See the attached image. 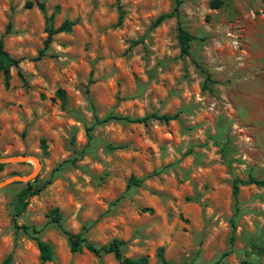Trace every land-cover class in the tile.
Returning <instances> with one entry per match:
<instances>
[{"label":"rangeland","instance_id":"rangeland-1","mask_svg":"<svg viewBox=\"0 0 264 264\" xmlns=\"http://www.w3.org/2000/svg\"><path fill=\"white\" fill-rule=\"evenodd\" d=\"M172 3L120 0L118 21L114 0H0V41L19 59L7 87L0 75V159L24 157L0 163V180L36 168L18 215L28 181L0 188V262H40L34 235L15 223L39 229L51 252L43 264H120L70 251L49 221L57 208L66 230L97 246L116 238L147 264L159 248L178 264H264V188L239 184L232 194L234 177L264 178V0H180L194 37L183 56L174 17L149 27ZM47 18L73 25L38 56ZM152 111L177 117L112 120L86 136L93 115ZM131 177L139 183L127 185Z\"/></svg>","mask_w":264,"mask_h":264},{"label":"trees","instance_id":"trees-1","mask_svg":"<svg viewBox=\"0 0 264 264\" xmlns=\"http://www.w3.org/2000/svg\"><path fill=\"white\" fill-rule=\"evenodd\" d=\"M172 6L171 8L164 13L158 14L150 23L149 27H154L158 25L161 21H163L166 18L169 17H174L176 19V40L178 43V48H179V54L181 56L183 55H188L189 52V47H190V42L194 39L193 35L189 34L187 30H185L179 20V5H180V0H172ZM115 3V8L117 10V20L120 21L122 17V9H121V4L120 0H114ZM37 8L41 11L44 10V6L42 2H36L35 3ZM31 3L27 1L25 3L26 7H29ZM73 25V22L67 19H64L58 26L52 27L49 18H47V26H46V35L45 38L42 42V48L38 51V56H42L44 54V51L48 48L49 43L51 41V38L54 34L60 33V32H67L70 30L71 26ZM9 28V23L5 27V31L8 30ZM138 42V40H131L130 45H135ZM19 59L14 58L8 55V53L3 49L2 43L0 41V75L2 76V82L3 86L7 87L8 85V80L10 78V73L9 69L10 67H17ZM19 77L21 78V81L24 83V79L21 75L20 72H18ZM205 79H208V74L205 75ZM56 95L60 99L61 104H64L65 102V97H64V92L62 89H57L56 90ZM177 117V113H172V114H167V113H157L156 111H152L149 113H146L141 116H126V115H119L116 113H107L103 115L102 117H97L93 115L92 121L90 125L85 127V132L87 138L90 137V130L95 125L103 124L112 120H121L125 122H130V123H141V124H146L149 120H157L161 122H167L169 120L175 119ZM41 148H44V143L43 140H41ZM2 164H0V169H1ZM56 169V168H55ZM51 171V174L53 171ZM51 177L47 178L42 182V185L40 187H43L44 185L50 183ZM136 184L139 183V179L136 178H130L127 185L129 184ZM239 184H254L256 186H260L264 188V178H256L254 176L248 175L246 179H238L236 177L233 178L232 180V194L233 196L236 195L238 191V185ZM38 190V189H36ZM33 190H31V184L30 182H26V186L22 188L16 195L17 197V203L14 206V211L15 215H18L21 211L24 209L25 205V199L33 194ZM49 216V221L51 223H54L56 226H58L61 231L66 235L68 245L70 248V251L75 252L81 250V247H84L86 250L91 252L94 255H101L102 253H111L113 258L119 262L120 264H147V257L146 256H140L136 258H131L125 256L122 251H121V244L122 242L116 238L112 239L106 244L103 245H94L91 242L87 241L85 237L81 234V232L73 233L68 230H66L61 222V215L58 212L57 208H53L49 210L48 212ZM14 226L16 229H21L23 232L26 233H31L33 236V239L36 243L37 249L39 251V258L40 262L39 264H43L45 261H48L51 259V252L49 245L42 241L38 237V231L39 229H36L33 226H26V225H16L14 223ZM233 229V226H232ZM233 230H231V235H230V240H233ZM157 257H158V263L156 264H178L175 262H166L162 256V249L159 248L157 252ZM11 260V255L7 254L4 259L0 262V264H10ZM191 264V263H188Z\"/></svg>","mask_w":264,"mask_h":264},{"label":"water","instance_id":"water-1","mask_svg":"<svg viewBox=\"0 0 264 264\" xmlns=\"http://www.w3.org/2000/svg\"><path fill=\"white\" fill-rule=\"evenodd\" d=\"M24 159V157L19 156V157H10V158H6V159H0V163L2 162H8V161H15V160H22ZM36 173V168L29 173L26 176H20V175H13L7 178H4L2 180H0V188L13 182V181H22V182H26L28 180H30Z\"/></svg>","mask_w":264,"mask_h":264}]
</instances>
